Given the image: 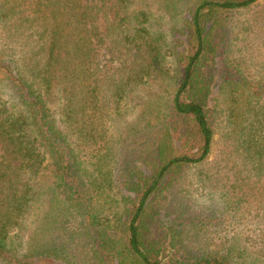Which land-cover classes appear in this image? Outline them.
<instances>
[{
	"label": "trees",
	"instance_id": "1",
	"mask_svg": "<svg viewBox=\"0 0 264 264\" xmlns=\"http://www.w3.org/2000/svg\"><path fill=\"white\" fill-rule=\"evenodd\" d=\"M158 1L168 19L145 0H0V264H169L164 212L190 171L232 221L212 244L176 217L171 264L264 263L260 0H191L185 16Z\"/></svg>",
	"mask_w": 264,
	"mask_h": 264
},
{
	"label": "rangeland",
	"instance_id": "2",
	"mask_svg": "<svg viewBox=\"0 0 264 264\" xmlns=\"http://www.w3.org/2000/svg\"><path fill=\"white\" fill-rule=\"evenodd\" d=\"M145 2L149 12L153 15V17L160 18L163 16L164 18L168 19V14L164 9L163 11L161 10L158 0H145ZM190 2L191 0L181 1L179 5V11L182 12L183 16L187 15L189 12L188 7ZM256 8L264 10V0H260ZM161 25L164 27V30H168V32L170 31V22L167 23V20H163ZM3 87L5 96L8 97L10 94V89L6 86ZM216 92L217 86L214 87L212 96H214ZM133 118L134 114L130 112L127 116H117L113 120L110 128V141L114 150H119L120 146L122 145L125 133H128V129L130 128ZM191 179L192 171L185 173V178L181 177V179H179L170 188V199L169 203L167 204L166 211L164 212L166 214L164 233L167 234L166 238L164 239V259L165 261L169 262V264H171L170 259L174 258L175 255V249L169 244L173 236L169 228L175 223L176 217L185 218L187 220L194 219L198 222V225L203 227L204 231L210 230L206 235H208L209 241L212 244H216L218 242V236L216 233L217 230L221 226H225L227 223L232 221L231 214L228 212H223V204L217 194H208L197 190L189 192V188L187 186ZM50 209L51 207L49 205L47 195L43 191L40 196V200L38 201L37 212L38 227L41 232V237L45 236V239L43 240L44 242H48L49 237L51 236L50 231H47L48 226L46 225L47 220L45 219L46 214L50 211ZM176 226L181 227L178 225V223ZM250 226L254 225L251 224ZM228 231H230V235H232L235 232L234 225H232ZM56 233L60 234L59 231Z\"/></svg>",
	"mask_w": 264,
	"mask_h": 264
}]
</instances>
